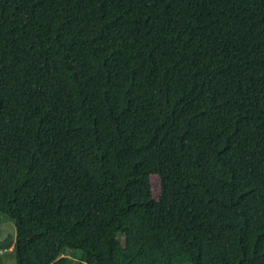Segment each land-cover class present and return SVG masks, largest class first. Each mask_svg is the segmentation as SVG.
<instances>
[{"label":"trees","instance_id":"obj_1","mask_svg":"<svg viewBox=\"0 0 264 264\" xmlns=\"http://www.w3.org/2000/svg\"><path fill=\"white\" fill-rule=\"evenodd\" d=\"M0 212L17 264H264V0H0Z\"/></svg>","mask_w":264,"mask_h":264},{"label":"rangeland","instance_id":"obj_2","mask_svg":"<svg viewBox=\"0 0 264 264\" xmlns=\"http://www.w3.org/2000/svg\"><path fill=\"white\" fill-rule=\"evenodd\" d=\"M154 195L161 193V181L158 175L152 176ZM17 236L16 223L13 218L0 212V264H17L14 243Z\"/></svg>","mask_w":264,"mask_h":264}]
</instances>
